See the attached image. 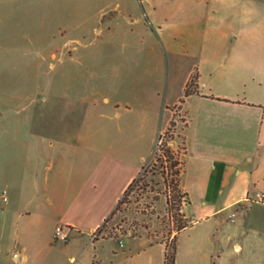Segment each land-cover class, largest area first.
I'll use <instances>...</instances> for the list:
<instances>
[{"label":"crops","instance_id":"0c3cea01","mask_svg":"<svg viewBox=\"0 0 264 264\" xmlns=\"http://www.w3.org/2000/svg\"><path fill=\"white\" fill-rule=\"evenodd\" d=\"M61 6L70 15L73 8H96L99 39L87 41L83 23L73 27L64 15L36 50L33 40L32 48L24 46L22 35L16 47L6 44V52L43 58L41 52H53L57 62L50 70L59 80L38 86L33 114L26 103L6 97L7 86L0 84V230L14 214L32 216L35 190L25 186L35 182L36 161L47 171L40 181L55 186L60 219L54 233L63 226L72 239L64 258L48 264H118L121 252L130 264L144 255L146 249L126 254L125 244L94 234L153 156L178 109L186 119L184 230L225 215L240 228L241 214L264 207V0H64ZM79 52H111V82L89 87L85 81L78 88L67 61L77 62ZM195 74L198 91L186 96ZM78 105L85 107L80 115ZM17 227L24 229L21 222ZM49 247V253L60 250ZM11 254L4 260L35 264L19 247Z\"/></svg>","mask_w":264,"mask_h":264},{"label":"rangeland","instance_id":"374dc122","mask_svg":"<svg viewBox=\"0 0 264 264\" xmlns=\"http://www.w3.org/2000/svg\"><path fill=\"white\" fill-rule=\"evenodd\" d=\"M38 1L35 0V5L31 0H14L9 5L0 1V84L7 86L3 90L6 97L18 98L26 103L30 114L34 113L33 103L38 86L59 80L57 72L50 70L51 63L57 60L53 59V52H41L45 58L39 56L38 52H6V44L12 43L15 46L16 37L22 35L24 46L32 48L30 40H33L36 50L39 43L48 42L64 15L67 16L66 23L71 22L73 27L79 21L83 23L87 41L95 42L99 39L98 24L94 18L96 8L81 11L73 8L70 15V11L61 6L64 0H41L44 4L41 7ZM55 2L61 5L54 6ZM113 59L111 52H79L78 61L68 60L67 65H70L73 77H77L78 88L80 82L85 81L89 82V87L104 86L112 80L110 67L114 63ZM84 108L78 105L77 114L83 113ZM172 122L169 130L159 138L155 153L123 196L121 203L101 231L95 232V238L112 237L118 240L121 245L125 244L121 250L126 254L129 250L146 249L144 255H136L130 264H165V243L173 245L175 237L179 239L176 264H264V207L254 205L241 214L240 228H236L228 215H225L219 221H204L194 228L180 230L189 224L182 213L187 199L180 198L179 191L183 193L181 186L175 188V180L179 179L175 172L181 170L183 173L184 168V113L178 109ZM95 124L96 119L92 118L89 125L94 127L90 129H94ZM176 161L182 165L173 167ZM36 164L35 161V182L30 181L25 186L28 191L35 190L34 210L30 208L32 216H24L20 220L14 214L8 219L7 230H0V264H16L10 259L4 260L11 257L15 247H19V252L27 255L35 264H48L52 260H62L65 256L63 248L66 243L55 241L53 235L60 219L52 201L55 192L51 189L55 186L40 181V175L47 171L44 169L45 163L40 168ZM27 178L25 175L24 181ZM94 216L91 214V218ZM19 222L24 227L22 231L17 227ZM251 224L254 225L252 230ZM50 243L57 245L60 250L49 253ZM111 244L112 247L114 243ZM237 244L242 246L240 250H236ZM120 256L125 257L123 252ZM122 257L118 264H124Z\"/></svg>","mask_w":264,"mask_h":264},{"label":"trees","instance_id":"16d2710c","mask_svg":"<svg viewBox=\"0 0 264 264\" xmlns=\"http://www.w3.org/2000/svg\"><path fill=\"white\" fill-rule=\"evenodd\" d=\"M199 88V84H198V75L195 74L193 75V77L191 78L187 88H186V96L196 93L198 91ZM171 125H173V122H171ZM169 130V128H168ZM163 136V134L160 136V138ZM184 150L186 152V148L184 147ZM171 150H169L170 152ZM182 165L180 162H174L173 163V167H178ZM175 176L178 177L179 179L175 180V188L178 189L181 186V176H182V171L181 170H177L175 172ZM136 180V179H135ZM134 180V182H135ZM133 182V183H134ZM133 183L129 186V188L127 189V191L125 192V194L128 192V190L132 187ZM181 193V194H180ZM124 194V195H125ZM179 195L180 198H185V194L179 191ZM122 199L119 201L118 205L121 203ZM181 202V200H180ZM182 204V202H181ZM184 204V203H183ZM117 205V206H118ZM181 211V209H179ZM109 218H107V220L105 221V223L108 221ZM104 223V224H105ZM103 224V226H104ZM102 226V227H103ZM189 225H184L183 227H181L180 230H184L185 228H187ZM177 254H178V237H175V241L173 243V245L168 244V242L165 243V264H176V260H177Z\"/></svg>","mask_w":264,"mask_h":264},{"label":"built area","instance_id":"2783aa9c","mask_svg":"<svg viewBox=\"0 0 264 264\" xmlns=\"http://www.w3.org/2000/svg\"><path fill=\"white\" fill-rule=\"evenodd\" d=\"M54 238L56 241L67 243L70 238L69 231L63 226H57L55 229Z\"/></svg>","mask_w":264,"mask_h":264}]
</instances>
